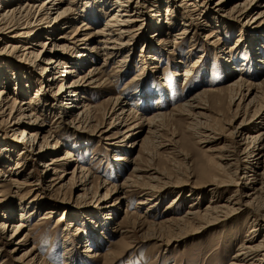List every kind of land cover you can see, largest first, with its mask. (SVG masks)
<instances>
[{"label":"bare ground","instance_id":"obj_1","mask_svg":"<svg viewBox=\"0 0 264 264\" xmlns=\"http://www.w3.org/2000/svg\"><path fill=\"white\" fill-rule=\"evenodd\" d=\"M232 1L236 2L228 8ZM213 8L215 10H211ZM231 13L240 19L247 18L241 27L246 29V34L237 33L236 42L225 45L219 59L228 77L237 72L243 75L235 78L233 75L225 86L203 87L168 110L164 108L166 104L162 103L161 97H166L163 91L167 93L169 87L158 72V63L164 57L163 54H173V47L188 38L190 44L187 54L191 56L198 35L205 32L207 27H212V32L203 33L204 41L212 48L219 46L223 40L222 26L226 28L222 17L229 18ZM105 14L108 15L103 23L96 26ZM262 17L264 0H0V129L8 135L17 136L15 142H7L1 138L2 135L0 137V259L3 258V249L10 245L13 246L11 254L21 251L17 260L34 263L40 259L34 246L26 247L29 240L28 218L36 210H44V215L38 216V221L52 212L54 206L48 200L54 204L57 197L54 192L57 189L56 192L60 194L66 185L63 178L66 172L57 170L60 161L75 164L69 172V184L79 191L76 197H85L90 192L93 176L89 168L77 162L76 157L61 142L56 140L51 143V130L57 136H62L66 134L64 126L79 130L78 124L74 125V122H83V127H88L87 135L95 132L104 135L115 130V137L118 136L117 142L120 144L113 142L109 145L120 146L127 153L123 157L114 155L112 160L129 170V173L118 184L100 180L99 188L105 189V192L95 195L99 197L97 212H111L112 215L105 219L108 223L113 221L115 226L109 228L97 216V212L70 216L74 221L63 237L65 249L61 256L62 264H90L96 259L102 242L93 232L80 236L82 226L93 227V231L99 227L120 232V222L114 221L115 210L126 202L125 198L134 196L138 191L144 197L137 201L138 208L145 204V212L150 211L149 228H162L159 235L152 232L151 239L166 240L163 243L170 245L190 239L191 233L203 228L200 233L226 222L230 225L236 217L245 214L251 227L244 238L237 241L239 227L231 225L228 230L221 229L215 234V244L218 248L229 249L234 248L235 243V252L228 264H264V103L249 118L246 117L249 107L255 104L260 95L264 96ZM180 23L183 27L175 32ZM259 26L262 29L256 28ZM244 38H248L249 45L244 52L245 59L240 64L237 63L236 55L244 47ZM141 40L143 47L134 56ZM197 57L189 65L193 69L187 66L183 70L184 84L193 76L194 69L199 68L201 53ZM98 58H101L102 63L95 64ZM112 59H116V64L109 69L108 63ZM183 59H179V62L186 61ZM130 66L131 69L132 66L138 67L143 74L138 76L140 73L136 70L124 82L122 88L134 86L133 92L125 97L109 95L97 105L87 102L90 89L92 93L96 90L99 92L110 83V78L122 79ZM50 71L53 73L46 79L44 75ZM261 73L263 78L259 80ZM155 74H158L157 79ZM151 77L154 81L149 89L148 78ZM158 80L162 81L160 88ZM48 92H53L50 96L52 99L45 97ZM223 93L235 105L233 119L244 108L243 117L239 122L229 124L231 127L227 133L221 131L222 128L210 115L211 107L222 103ZM236 97L238 102L234 104ZM100 111L101 121L111 120L106 130H101V121L90 125L95 114ZM50 114L55 116L48 124L46 120ZM181 116L187 117L186 129L193 132L204 146L230 137L225 143L208 148L211 152L209 160L196 163L197 181H190V174L183 175L186 179L179 173L172 177L164 170L166 168L157 165L160 157L158 149L164 147H168L171 152H161L163 159L168 161L172 159L170 154H173L188 160L178 147L177 140L172 135L165 136L166 133L164 135L162 131L167 124H176L175 121ZM250 129L254 131L250 132ZM38 132L42 136H38ZM104 138L107 140L110 137ZM129 140L131 142L127 143ZM62 148L63 153L57 157ZM136 148V155L131 157ZM48 156L47 161L41 164L43 181H47L48 185L43 183L45 186H42V183H38L40 176L36 179L33 174H27L23 166L28 158L42 160ZM12 161H16L13 166ZM170 165L179 172L178 166L172 161ZM58 172L61 175L55 177ZM184 185L191 188L188 191L195 197L187 205L185 213L180 215L172 210L181 198ZM169 186L176 187L174 191L177 199L172 198L167 204L168 214L165 217L156 219L154 209L159 208L163 192ZM204 186L209 190V203L201 208V192L198 189ZM5 188L10 191L5 192ZM25 190L27 194H24ZM44 190L48 192L47 196ZM117 194L119 196L113 200ZM16 210L19 211L18 216ZM124 213L127 217L135 215L138 219L133 224L134 229L144 223L142 219L148 220L135 211L128 212L125 209ZM67 218V215L61 217L62 220ZM126 231L133 232V229ZM78 235L84 241H90V244L83 245L85 247L79 254L72 243Z\"/></svg>","mask_w":264,"mask_h":264},{"label":"rangeland","instance_id":"obj_2","mask_svg":"<svg viewBox=\"0 0 264 264\" xmlns=\"http://www.w3.org/2000/svg\"><path fill=\"white\" fill-rule=\"evenodd\" d=\"M236 1H232L228 8L233 5ZM165 5L162 6V12ZM213 7V6H212ZM215 7V6H214ZM201 9V8H200ZM211 10H215L214 8ZM212 12V11H211ZM202 14H205L201 10ZM214 13V12H212ZM223 15H225L222 12ZM108 14H105L100 22L96 26H100L103 23V20L106 18ZM231 17H222V21L225 22L226 28L223 27V34H222V41L220 42V45L216 46L215 48L209 46L206 44V42L203 39V33H211L212 27H207L206 31H202V34L198 35V42L196 43L194 54L188 55L187 51L189 48V39H184V42L178 44L176 47H173V54L170 53H164L162 60L158 63L159 74L162 75L164 78V83L167 84L168 91L165 93L163 91V94H165V98L163 96L161 97L162 103L166 106L167 110L171 108L172 105H175V103H179L183 101L184 99H187L190 97L193 93L196 91L202 89L203 87H220L225 86L229 80L230 77H237V75H243L242 72L239 74V72L234 73L232 76L228 77L227 72L224 69V66L221 64V50L226 45H233L235 43L237 38V33L244 32L241 34H246V29H242L245 21H247V18L240 19L239 17H236L235 14L230 15ZM264 17H262V20ZM178 22H180V18H178ZM259 22L255 23L254 25H257ZM260 25H263V23H260ZM183 25L180 23L176 26L175 32L181 29ZM215 27V25H214ZM259 29H262V27H256ZM215 30H218L216 28ZM174 32V33H175ZM249 33V32H248ZM150 35L152 34L149 33ZM155 39V38H154ZM188 39V40H187ZM235 41V42H234ZM242 44L244 45L243 49H239V52H237V55L234 53L233 57H238L237 63H242L245 59V51L248 48V38H244L242 40ZM229 45V46H230ZM143 47V40L139 41L138 47L136 48V52L134 53V56L138 54L139 50ZM201 53V58L198 62L199 68L197 70L194 69L193 76L187 80V82L184 84L183 79V70L187 68V66L191 65L190 63L197 60V56ZM150 54V51H149ZM153 55V54H151ZM244 55V56H243ZM243 56V57H242ZM184 59L183 63L179 62V59ZM188 57V59H187ZM183 59V60H184ZM116 59H112L108 63V68L110 69L113 65L116 63ZM102 63L101 58H98V62L95 64ZM154 63V62H153ZM178 66V67H177ZM177 67V68H176ZM191 66H189L190 68ZM87 68V67H86ZM85 68V69H86ZM124 69V68H123ZM122 69V70H123ZM190 69H193L192 67ZM136 70L140 73L138 76L143 75L140 70H138V67H133L122 79L115 80L114 78H110V83L106 84V87L103 88L98 92V90L94 91L90 89L91 93L89 95V100L87 102H90L92 105L99 104L104 98L109 97V95H120L121 97L128 96L131 92L135 90V87H127L126 89L122 88L124 87V82H126L131 76L136 73ZM199 71L201 73H199ZM53 73V71L47 72L44 77L47 79L49 78ZM36 75V74H35ZM157 75L155 74L154 77L157 79ZM204 79H203V78ZM259 80L263 78V73H261L258 76ZM258 78L256 81H258ZM203 79V80H202ZM251 79V78H250ZM154 79L148 78V88L151 89L153 86ZM160 83H159V82ZM158 87L160 88L162 85V81L158 80ZM61 83V81L59 82ZM13 84L12 86H14ZM167 88V87H166ZM35 91H31L32 94H34ZM48 92V94L45 96L47 99H52L50 96L53 94V92ZM244 93L246 91L244 90ZM223 101L221 104H214L212 110L210 111V115L212 120L214 119V122L217 123V126L219 128H222L221 131L223 133H227V129L230 128L231 124L234 122H239V120L243 117V111L244 108L240 110L239 115H236V119L232 118L233 115V109L235 108V105L229 102L228 95L226 93H223ZM165 100V101H164ZM228 100V101H227ZM155 99H153L152 102H154ZM86 102V103H87ZM238 102L237 97L234 100V104ZM155 103V102H154ZM246 103V102H245ZM244 103V104H245ZM264 103V96L260 95V97L257 98L255 101V104L249 107L248 114H246V117L249 118L253 111H255L257 108L262 106ZM49 116V115H47ZM54 115L50 114V117L46 120L49 124L53 119ZM238 116V117H237ZM232 120V121H231ZM95 121H101V111L94 116V121L90 125H94ZM110 119H104L101 121L102 129L106 130L110 124ZM187 117L181 116L178 117L175 121L176 124H167L164 126L162 131L164 130L165 136H171L175 140H177L178 147L182 149L184 154L188 157V160L182 159L183 157H177L173 156V154H170L172 156V159L165 160L163 159L162 154H165V152H171V150L168 147H164L158 149L159 152V162L157 163L158 166H162L169 175L174 177L177 173L178 175H182L183 179H186L183 175L190 174L191 178L190 181H197L198 180V174H197V167L196 163L199 160H209L210 157V151L209 147H215L218 145L225 143L226 139L229 140L230 137L226 136L221 138L217 143L214 142L212 144H209L207 146H204V143H200L198 141V138L194 135L193 132L186 129L187 124ZM74 122V125L78 124L79 130H75L73 127L64 126L63 129L64 133L62 136H57L53 130L52 132V138L51 143L55 142L56 140L58 142H61L65 148V146L68 148V151H70L75 157L76 161L79 163H82L86 167L89 168L90 172L93 176L92 181V187L90 189V192L85 195V197L77 198V194H79V191L72 187V184L69 182V177L71 174L69 173L72 171L74 167V162L67 163L65 161H60L61 163L57 165V170L62 169L64 173L66 172V176L63 178L65 179L64 182H66L65 187L63 188L61 193H57L58 190L54 192L57 197L54 199V204L51 203V201L48 200V202L53 205V209L51 213H47L45 216V219L37 220L38 216H41L44 212L43 209L36 210V212L28 218V228H29V240L26 244V247L31 248L32 246L35 247V253L39 254V258L36 262L30 263L26 260H17L16 258L21 254V251H18L15 254L10 253V249L13 246H7L2 251V259H0V264H62V255L64 254V245H63V237L65 235V232H68V228H71L70 224L72 221L73 215L76 214H88L90 212H97V199L98 196H95L96 194H103L105 192V189L99 188V181L100 180H106L109 184H118L122 181L123 177H126L129 173V170L126 168H122V166L116 161L112 160V157L114 155H119L120 157H123L124 154L127 152L124 151V149H120L119 147H114L109 145L110 143L116 142L120 144V142H117V137L115 130H112L111 132L105 133L104 135H101L98 132H95L93 135H87L88 127H83V122ZM230 124V125H229ZM162 127H160L161 129ZM98 129V128H97ZM100 130V131H101ZM0 137L2 135V139L6 140L7 142H15V139L17 136L15 135H8L4 132L3 129H0ZM166 131V132H165ZM254 129H250V132H253ZM45 133V132H44ZM68 133V134H67ZM142 133V135H144ZM226 135V134H225ZM38 136L40 135V132H38ZM104 137H110L109 139H105ZM14 138V139H13ZM111 138H113L111 140ZM169 138V137H167ZM75 140V141H74ZM224 140V141H223ZM131 142L129 140L127 143ZM117 144V145H118ZM114 147V148H113ZM64 148H62V151L58 152V155H61L64 151ZM123 150V151H122ZM138 151V148L134 150L131 154V157L135 156ZM62 152V153H61ZM145 156V153H144ZM48 157H44L42 160H33L31 158H28L26 163L24 164L23 168L24 171L27 174H33L36 179L40 176V181L38 183H42V186L48 185V182L46 180L49 179L45 178L46 182L43 181V176L41 173V164H43L45 161H47ZM174 159V160H173ZM211 160V159H210ZM214 160V159H213ZM174 163V165H177L179 168V172L174 171L173 167L170 165V163ZM16 161H12V166L15 164ZM177 162V163H175ZM72 163V164H71ZM243 174L240 173L238 176L241 177ZM61 175V172L55 176L58 177ZM43 183H46L45 185ZM109 186V185H108ZM58 187V184L55 188ZM54 188V189H55ZM176 189L175 186H169L162 195V200L160 205H158L159 208H155L154 212L153 209L151 212L155 215L157 218H162L167 215V204L170 203L172 198L177 199L176 192L174 191ZM183 192L181 195V198L178 200L176 206L173 208L172 211L179 213L182 215L185 213L187 209V205L189 202L195 197V194H192L188 190L191 189L190 187H187V185H184L182 187ZM193 191L195 189H192ZM10 191L9 188H5V192ZM199 192H201L199 200V204L201 208L205 207L206 204H208L209 196L208 188L202 187L201 189H198ZM24 192V191H23ZM22 192V193H23ZM44 193L46 196L48 195V192L44 190ZM21 194V193H20ZM19 194V195H20ZM24 194H27V190H25ZM10 195L13 196V193H10ZM193 195V196H191ZM33 196V193L31 194V197ZM119 195L113 196V200H116ZM143 197L141 192H135L134 196H128L125 198V203H122L119 207L115 210V219L114 221L120 222V232L115 231H107L103 228V230L99 227H97V230H92L93 227L87 228L85 225H83L82 231H80V236L87 235L88 233L91 234L92 232L95 233L98 238H100L102 244L100 247H98L99 256L94 259L90 264H228L229 259L235 252L236 245L234 243V248H218L217 247V241L215 239V234L218 233L221 229L228 230V228L231 225H237L236 228L239 227V234L237 237V241H240L244 238L245 233L250 230V223L249 220L245 219L246 215H241L236 217L230 225L229 222H226L225 224H222L221 226L212 227L207 229L206 231L200 233L203 229H201L199 232L195 231L191 233L192 236L190 239L187 240H180L173 242L170 245H167L163 243L166 240L157 241L155 239H151V233L156 232L157 235H159V231L162 229L160 227H151L149 225V219H151V216H148V213L150 211L145 212V207L142 205V207L138 208L137 201ZM144 198V197H143ZM49 199V198H48ZM48 202H46L48 204ZM171 207V206H170ZM88 208V209H87ZM128 212L135 211L137 214H142L145 218L148 220H141L144 222L141 226H138L136 229L132 228L133 224L138 221L137 218L134 216H128L125 213L123 214V211L125 209ZM96 209V211H95ZM81 212V213H80ZM88 212V213H85ZM19 211L16 210V216H18ZM159 213V215H157ZM44 215V214H43ZM63 215H67V219H61ZM111 212L109 211H101L97 212V216L100 217V219H103L104 222L108 225L109 228H112L115 226L112 223H108V221L105 219L106 216H111ZM148 216V217H147ZM148 222V224H147ZM77 224V223H75ZM74 226V223H73ZM81 226V225H79ZM75 227V226H74ZM73 227V228H74ZM133 229V232H127L126 230ZM102 230V231H101ZM166 231L164 232V234ZM75 236L78 238H74L72 240V243L75 244L77 250L76 253H80V251L85 247H83L84 244H90L89 240L81 239L80 236ZM104 235L106 236L104 238ZM257 237V239L260 238ZM83 238V237H82ZM218 240V239H217ZM80 242V243H79ZM216 243V244H215ZM237 243V242H236ZM81 255V254H80ZM215 255L214 257H211Z\"/></svg>","mask_w":264,"mask_h":264}]
</instances>
